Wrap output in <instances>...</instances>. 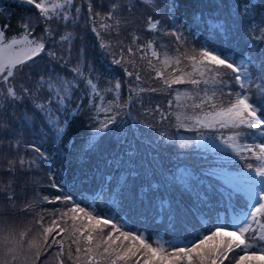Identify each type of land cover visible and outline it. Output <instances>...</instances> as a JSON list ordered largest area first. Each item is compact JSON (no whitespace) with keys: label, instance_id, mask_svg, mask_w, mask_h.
Returning <instances> with one entry per match:
<instances>
[{"label":"snow or ice","instance_id":"snow-or-ice-1","mask_svg":"<svg viewBox=\"0 0 264 264\" xmlns=\"http://www.w3.org/2000/svg\"><path fill=\"white\" fill-rule=\"evenodd\" d=\"M22 2L38 10L37 20L43 25V30L34 35L35 25L26 21L23 22L21 38L10 40L0 30V89H6L0 93V99L9 102V106L25 99L31 100L34 109L44 113L43 119L55 138L60 139L66 134L69 124L67 116L63 120L61 116L67 112V104L72 102V95L78 87L75 77L84 76L79 66L80 56L76 57V65L70 68L72 78L37 73L38 80L29 74L26 83L17 82V86L13 81L26 66L34 65L42 54L61 67L69 65L75 37L71 32H64L56 41L53 37L57 32L53 24L64 22L67 27L80 19L81 9L75 0ZM93 7L89 0L85 18L91 19V30L97 37H101L97 23L100 29L117 33L115 39L120 58H114L111 63L122 67L123 73L130 78L128 84L131 86L127 99L121 103L122 82L116 80L108 89L115 95L105 105L96 102L94 97L101 101L104 98L97 84L91 78L87 79L92 95H86V99L93 104L96 115L91 118L98 125L94 130L96 135L88 141L89 149L96 147L100 134H107L118 125L121 110L133 103L134 96L161 90L171 93L174 86L189 85L191 87L184 91L176 90L173 100L191 114L182 113L176 118L178 121H191L199 128L231 133L213 137L212 141L218 140L219 143L212 142L211 146L227 149L235 158L245 161L246 171L242 170L237 177L225 173L224 179L233 189L226 194V199L231 202L236 193L242 192L247 197L246 209L235 213L230 222H221L218 216L216 223L190 241L177 243L157 239L150 242V237L129 229L115 217L97 212L88 205L82 206L75 199V194H69L51 172L49 187L59 194L51 197L37 195L33 200L25 199L23 206L18 207L17 201L22 196L17 195L14 185L22 177H18L17 172L27 173L39 167L38 161L48 160L41 147L33 143L28 145L35 154L32 160L17 156L0 164V174H10L7 183L0 180V264H44L41 257L48 255L53 257L55 264H264V86L254 92L252 85L255 81L243 61L237 63L214 48L190 47L179 29H173L171 25L165 28L152 16L148 18V31L173 37L174 52L170 54L166 50L168 45L157 46L156 40L143 42L136 34L125 43L120 39V21L115 16L118 5L113 3L104 16L94 13ZM177 7L174 3L168 9L170 20H175ZM244 11H247L246 6ZM112 20L115 24L107 22ZM49 43L53 47H48ZM99 47L105 51L112 48L104 42ZM145 62L144 71L154 72L152 79L160 82L159 87L140 86L146 83L141 74ZM45 90L48 93L45 102L37 103L41 98L37 93L43 96ZM173 100L168 102L169 107ZM83 107V104L76 105L77 109ZM146 111L152 115L159 113L161 119L167 118L159 105ZM25 119L30 120L31 117L25 116ZM148 126L151 127L150 124ZM248 137L260 139V143H246ZM19 145L17 140L16 145L10 144L9 147ZM249 160L256 161L255 165L247 162ZM41 203L53 207L50 211L42 209L38 212L35 209ZM58 204L63 207H56ZM20 216L31 217V220L23 223L19 221Z\"/></svg>","mask_w":264,"mask_h":264},{"label":"trees","instance_id":"trees-1","mask_svg":"<svg viewBox=\"0 0 264 264\" xmlns=\"http://www.w3.org/2000/svg\"><path fill=\"white\" fill-rule=\"evenodd\" d=\"M91 2L93 5H109L110 7L113 3H116L118 5L115 13L116 19L120 21V26L124 28L125 34L129 38L131 35L136 34L145 42L147 40H156L157 46L168 38V36H163L162 33L158 34V32L148 31L149 16L160 20L165 28L170 26L168 16L160 11L155 12V9L152 8L157 1L91 0ZM170 2L171 6L174 3L178 5L175 9V23L184 36L201 43L204 47L216 49L218 52L234 59L237 63L243 61L247 64L248 70L252 74V79L255 81L252 85L255 92L259 77L261 79L263 77L264 70L261 72V68H264V47L261 48L260 44L255 45L254 40L251 39V34L256 31V25L262 22L264 26V9L262 8L264 2H259V0H220L215 5L217 6L216 11H209L211 15L218 11V7L224 8L223 15H225V18L223 19L224 23L222 22L223 20L221 23L228 31L232 29V22L227 19L230 5L237 9L239 17L246 19L244 29L247 30L249 39L247 38L243 41V35L238 40L236 46H233V48L240 46L238 51L234 49L226 50L224 47L207 39L208 35L213 32V28L210 23H204L201 20L204 4L207 3L206 0H169V4ZM88 3L89 0H75L76 6L81 9L80 15L83 16V19L79 23L77 20L69 23L67 27H65L64 22H60L59 25L53 24V28L57 32L53 37L56 41H59V35L64 32L70 31L75 37L72 44L71 56L69 57L70 63L65 67L66 76L63 75L64 69L59 63L51 61L46 54H42L43 56L39 63L31 64L32 68L26 66L22 73L17 74L18 81H13L17 86V82L26 83L29 74H31L33 79L38 80L39 76L37 73L39 72H45L52 76L61 72L65 78H72L73 74L70 68L76 65V57L79 55L81 58L79 66L84 72V76L82 78L75 77L78 87L72 95V102L67 104V112L61 116V120L64 119V116H67L69 120L66 134L60 139L55 138L49 125L43 119L44 113L40 112L42 116L33 114V109L27 103L29 99L11 104L10 106L9 102L0 99V105H3V107H0V141H2L0 143V164L7 159L17 156H23L26 160H32L35 154L31 152L28 145L33 143L40 146L48 156L47 161H38L39 167L32 169L29 173L21 176V173L17 172V176L22 177V179H17L14 185L17 195L22 196V199L17 201V206L22 207L25 199L33 200L37 195L39 197L45 195L51 197L59 194L56 190L49 187V172H51L56 180L64 185L65 190L69 194H75V199L81 202L82 206L88 205L97 212L115 217L135 232L143 233L144 235L147 232L150 242L162 239L164 241L171 240L177 243H184L194 239L196 235L205 232L207 228H210L212 224L217 222L218 216L221 222H230L232 214L246 208L247 197L245 199H241L240 197L235 199L232 197L234 201L229 202L226 199V195L216 193L213 181L206 176V169H212L216 164L224 162V158L213 159V164L203 161L202 167L195 168L191 166L190 162L183 164V160L177 157L178 161L175 162V166L177 167L175 177L177 179V188H170L163 177L166 163L159 157L150 155L141 147L140 144H142L144 137L148 138L152 135L149 131L151 128L140 121V119H150L146 111L149 109L150 92L140 93L139 97L134 96L133 103L121 110L123 114L119 116L125 123V129H123L121 136H118L117 132H114L112 146H107L104 134H100L96 139V147L89 149L88 141L92 136L96 135L94 130L98 125L91 118L96 115L93 104L86 99V95H92L91 89L86 82L87 79L91 78L97 84L98 91L104 98L101 101L94 97L97 103L107 105V102L114 97L115 93H110L108 89L113 87L116 80L122 82L121 103L127 99L129 93L123 95L127 79L122 71V67L111 63V59L114 57L111 55L109 57L107 51L99 47L101 42L107 43L105 39L111 37V32L104 31L97 25L98 31L102 30L104 36L97 37L91 30L93 24H89L90 19L85 18ZM245 6L247 8L246 12L244 11ZM98 10L97 13H100L101 16L106 14L101 8H98ZM167 14L169 15V11ZM37 16L38 10L33 5L22 2V0H0V30L5 32L7 40L12 38L20 39L23 34V22L26 21H31L35 25L36 31L34 35H39L43 30V25L38 23ZM107 22L115 24V20ZM237 30L240 29L237 28ZM203 34H205L204 37ZM107 44L112 46L111 51L118 48L116 41H108ZM48 47H53V45L49 43ZM38 66L44 67V70H38ZM4 91L6 89H0V93ZM164 93L163 95L166 98L167 93ZM44 94L45 92L41 96L40 93H37V96L41 97L37 99V103L45 102ZM157 98L158 96H153L155 103L157 102ZM79 104H83L84 107L77 109L76 105ZM25 116H30L31 119H25ZM175 133L178 134V132ZM129 134L133 135L135 146L132 147L128 156H143L145 158L146 169L142 170L138 185L145 190L150 186L153 189L163 186L168 193L165 199H161L157 195L151 197L152 200H150L149 204H142L138 209H134L133 202H130L133 209H130V206L128 207L125 202H127V192L132 188L134 189L133 186L129 185V181L139 171L137 172L135 169V171H131V174L127 172L125 174L120 173V160L115 159L111 161L112 164L109 160L110 156L114 157L116 155L123 158L122 154L125 153V150H122L116 144L128 142L130 140ZM17 140L20 141L19 146L15 148L9 147L10 144L16 145ZM196 147L200 149L202 145H197ZM150 148L152 151L155 150L156 153L160 152L156 147L155 149L153 147ZM176 151L179 150L176 149ZM61 161L63 166L60 164ZM106 163L108 167L111 166L112 172H105L98 187L95 188L93 176H95L98 170H103L106 167ZM117 173V179L120 180V184L116 182L115 175ZM60 178L65 179V181L62 182ZM126 178H128V183L125 186ZM9 179L10 174H0V180H3L5 183ZM87 180L91 181L88 183ZM177 201L181 203L178 205ZM128 205L130 204L128 203ZM169 205L173 208L174 213L181 214V222L187 224L189 230L182 231L181 235L175 234L167 238L164 231L157 229L155 226H159L163 222L168 226H173L174 213L169 210ZM146 206H150L153 210L143 215L135 214V211L144 209ZM52 207L53 205L41 203L37 205L35 210L39 212L42 209H48L50 211ZM56 207L62 208L59 204ZM30 220L31 217H19V221L23 223H28ZM175 220L179 224V220L176 218ZM149 221H153L154 226H150ZM183 234H187V236ZM49 257L51 255L41 257L44 264H49Z\"/></svg>","mask_w":264,"mask_h":264},{"label":"rangeland","instance_id":"rangeland-1","mask_svg":"<svg viewBox=\"0 0 264 264\" xmlns=\"http://www.w3.org/2000/svg\"><path fill=\"white\" fill-rule=\"evenodd\" d=\"M154 1H157L156 4H154L152 7L155 9L154 11L155 12L160 11L161 13L168 16V18H169V15L167 14L168 9L171 7L169 4V0H154ZM206 1H207V3L204 4V11L201 15V20L204 23H210L212 25V28H213V32H211L208 35L207 39L211 42H215V44H217V45L224 47V49H226V50L234 49V50L238 51L240 49V46L233 48V46H236V44L238 43V40L240 38H242L243 35H244L243 41H245V39H247V38L249 39L247 30L244 29L246 19H242L241 17H239V15L237 13V9L230 5L229 6L230 12H229V16H227V19L229 21L231 20L232 29H231V31H228L221 23V21L225 18V15H223L224 14V8L223 7H221V6L218 7V11L216 13H213L211 15L209 13V11H212V12L216 11L217 6H215V5H216V3H219L220 0H206ZM259 2H264V0H259ZM119 7H121V6H119ZM98 8H101L105 12H107L108 10L111 9V7L109 5H102L101 6V5L95 4L93 7V12L97 13L99 11ZM262 8L264 9V3L262 5ZM86 16H87V14H86ZM81 19H83V16L80 15V19L78 20V23L81 21ZM96 19H97V21H99L100 18L97 17ZM222 22L224 23V20ZM197 23H198V21H197ZM89 24H92L91 19H90ZM97 25H99V24L97 23ZM170 25L173 29H179L175 23V20L174 21L170 20ZM77 27H78V25H77ZM237 28L240 30H237ZM255 30L256 31L253 34H251V37H252L251 39L254 40L255 45L260 44V47L262 48V47H264V26L262 25V22L259 25H256ZM100 32H101V36H103V31L100 30ZM180 33L182 34L181 30H180ZM116 35H117V33L115 31H111V37L106 38L105 41L107 43H108V41L109 42L116 41V39H115ZM204 35L205 34H203V37H204ZM183 37L188 42V45L190 47L203 46L201 43L196 42L190 38H187L184 35H183ZM120 39L125 40V43H127L128 40L130 39L128 35L126 36L124 28L121 26H120ZM142 41L145 42L144 40H142ZM160 44L168 45V48L166 50H168L170 54H172L174 52V49L176 47V45L174 43V38L170 37V36H168V38H166L165 42H161ZM112 53H115V55H113ZM107 54H109V57L111 55L115 59H119L120 58L119 46L117 49H115L113 51H111V50L107 51ZM42 56L43 55H41L40 57H38L36 59L35 64L39 63ZM113 59H111V61ZM154 63L158 64L157 61H154ZM158 66H159V64H158ZM27 67L32 68L31 64H29V66H27ZM145 67H146V62L141 67V74L143 75L146 83H142L140 86L141 87H148V86L159 87L160 82L158 80L152 79V77L154 76V72H151L150 70L144 71ZM43 68L44 67L38 66V70H44ZM62 68L64 69L63 75L66 76L65 75V67H62ZM263 70H264V68H261V72H263ZM169 71H170V69H169ZM59 72H60V70H59ZM39 73L45 74V72H39ZM60 75H62L61 72H60ZM126 79H127V84L125 86V91L123 92V95L126 93H129L128 88L130 87V85L128 84V81L130 78L126 76ZM15 80L18 81L17 75L15 77ZM256 86H257V88L255 91H258L261 88V86H264V72H263L262 79L259 77V80L257 81ZM190 87L191 86H189V85H177V86H174V90L171 93H169V91H166V90H161L160 92L150 94L151 98H149L150 101L148 104V108L154 109L157 105H159L161 110L165 112L167 118L161 119L159 113H155L154 115L149 114L150 119H140V121H142V123H144L146 125H149V124L151 125V127H150L151 130H149V131L152 133V135L149 136L148 138L144 137L142 144H140V145L150 155H155L166 163V166H165V169L163 172V177H164L168 187H170V188H177V183H176L177 179L175 178L177 167L175 166V162L178 161V158L183 160V164L190 162L191 166H194L195 168L202 167L203 161H206L209 164H213L214 163V162H212L213 159L224 158L225 159L224 162L216 164V166L212 169H206V176L216 183L214 186L216 193L221 194V195H225L226 191L231 192L233 189H232V186L230 184L225 183L224 174L227 173L231 177L239 176L240 173L242 172V170L246 171V169L244 168L245 161L238 160L227 149L219 150V149L213 148L211 146L212 142L217 143V144L219 143L218 140L212 141L213 137L220 136L221 134H223L225 136L230 135L231 133L228 130L217 131L215 129L199 128V127L193 126L191 121L183 120V119L179 120V121L177 120V118H176L177 115H180L182 113H186V114H191V113L188 110H186L185 108L177 106L176 102L173 100V97L175 96V91L176 90L184 91L185 89H189ZM44 92H45L44 99H46L48 93L46 90ZM164 92L167 93L166 98L163 95ZM154 95L158 96L156 103L153 100ZM147 96H148V94H147ZM170 100H173V104L171 107H169V104H168V102ZM225 100H227V97H225ZM181 102L186 103V101H183V100ZM27 103L33 109V112L35 111L36 116H42L40 114L39 110L34 109V105H33L31 100H27ZM122 114L123 113L120 112V116ZM120 116L118 118V121H119L118 125L114 126L112 128V130L110 132H108L107 134H104V140H105L107 146H112V142L114 139V132H117L118 136H121L123 134V129H125V123L123 122V120L121 119ZM181 123H183V125H184L183 127H181ZM175 132H178V134ZM161 133H164V135L161 136ZM129 135H130V140L128 142H121L120 144H116L122 150L123 149L125 150V153L122 154L123 158H120L119 155H116L114 157L110 156L109 160H110V162L114 161L115 159L120 160V170H119L120 173L125 174V172H127L128 174H131V171H135V169L137 170V172L139 171V173L129 181V185L134 187V189L132 188L126 194V196H127L126 200L130 205H128V203L125 202L128 207L130 206L129 207L130 209H133V206L130 202H133L134 209H138L141 207L142 204H149L150 200H152L151 197H154L157 195L161 199H165L168 193L163 186L159 187L157 189H153L150 186V187H147V190H145L144 188H142L141 186L138 185V183L140 181V175L142 173V170L146 169L145 158L143 156H140V157L128 156V153L131 151L132 147L135 146L134 141H133V135L132 134H129ZM193 139L195 142L193 141ZM245 142L246 143H260V139H257L255 137H248ZM125 145H126V147H125ZM153 145H156V146H153ZM197 145H202V147L199 149L196 147ZM150 147H153L154 149L156 147L160 152L156 153V151L155 150L152 151ZM176 149H178L179 151H176ZM181 150H183V152L180 153ZM200 158H201V160H200ZM247 162H252L254 165L256 163V161H254V160H249ZM60 164L63 166L62 161L60 162ZM111 164H112V162H111ZM105 165H106V167L103 170H98V172H96L95 176H93V178L95 180V182H94L95 188L98 187V185L101 181L102 175L105 172H108V171L112 172L111 166L108 167L107 163ZM170 169H171V172H170ZM29 172H27V173H29ZM27 173H21V176H23ZM169 173H170V177H169ZM117 177H118V173L115 175V178H116V182L120 184V182H119L120 180H118ZM129 178H130V176H129ZM257 179H259V177H257ZM60 180L62 182L65 181V179H63V178H60ZM90 181L91 180H87L88 183ZM170 181H171V185H170ZM123 182H124V180H123ZM194 182H196V181H194ZM127 183H128V178L125 179V186L127 185ZM189 186H191V185L189 184ZM158 189H160V190L158 191ZM233 197L235 199L237 197H240L241 199H245L246 196L242 192H240V193H236ZM232 201H234V200L232 199ZM152 202H154V201H152ZM155 203H157V202H155ZM176 203L179 205L181 202L177 201ZM60 206L63 207V205H60ZM172 209L173 208L169 205V210L173 212ZM152 210L153 209L150 206H146L144 209H140L137 212L135 211V214L143 215L147 212H151ZM173 215H174L173 226H168L164 222L162 224H160L159 226H155L157 229L163 230L165 235L167 236V238L172 237L175 234L181 235L182 231L189 230V226L187 224L181 222V214L174 213ZM175 218L179 220V224L176 222ZM148 223L150 226H154L153 221H149ZM179 228H180V230H178ZM147 234L148 233L146 232L145 236H147ZM183 235L187 236V234H183ZM48 261H50V262H48L49 264H55L52 256L49 257Z\"/></svg>","mask_w":264,"mask_h":264}]
</instances>
